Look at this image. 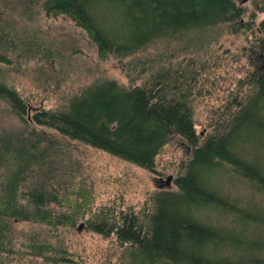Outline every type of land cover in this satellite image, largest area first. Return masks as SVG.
I'll return each instance as SVG.
<instances>
[{
    "label": "trees",
    "instance_id": "1",
    "mask_svg": "<svg viewBox=\"0 0 264 264\" xmlns=\"http://www.w3.org/2000/svg\"><path fill=\"white\" fill-rule=\"evenodd\" d=\"M43 8L85 29L99 56L119 61L132 83H96L68 97L63 108L37 111L32 121L150 172L175 139L189 158L176 190L157 191L139 210L113 203L95 212L86 193L75 199L63 189L62 195L59 184H46L49 178L28 181L27 171L13 170L0 178V240L14 222L73 228L87 217L92 232L114 236L124 248L123 264H264V72L249 69L235 81L205 138L195 118L197 100L212 93L217 77V61L206 58L211 46L226 33L252 30L243 8L234 0H45ZM257 33L264 42V22ZM1 50L0 62L9 64ZM0 99L26 115L20 92L1 81ZM15 147L8 153L29 154L22 143ZM221 173L223 180L243 181L246 196L222 192ZM38 234L26 252L10 241L8 251L79 264Z\"/></svg>",
    "mask_w": 264,
    "mask_h": 264
},
{
    "label": "rangeland",
    "instance_id": "2",
    "mask_svg": "<svg viewBox=\"0 0 264 264\" xmlns=\"http://www.w3.org/2000/svg\"><path fill=\"white\" fill-rule=\"evenodd\" d=\"M44 1L0 0V46L5 51L1 53L9 60V64L0 62V81L17 89L27 104L26 115L20 117L0 99V178L13 170L27 171L28 181L49 178L46 184H59L62 195L63 189L74 192L75 199L79 192L86 193L95 212L113 203L139 210L157 191H175L174 180L189 158L188 148L179 139L167 144L157 156L156 171L150 172L32 121L37 111L63 108L68 97L96 83L113 80L125 88L132 83L119 61L112 56L105 59L99 56L85 29L66 15H48ZM234 1L243 8V23L250 24L252 30L226 33L206 56L217 61L218 66L212 93L196 102V128L202 138L212 132V124L231 99L229 93L237 84L235 81L249 69L264 72V50H256L257 46L264 48L257 33L264 22V0ZM260 35L264 37V33ZM253 51L256 58H252L254 64H251L249 54ZM17 143H22L29 154L13 150L8 153V147L12 149ZM218 178L222 192L239 200L246 196L243 181H237L236 177L223 180V173ZM259 198L260 195L253 196L254 200ZM64 210L66 207L61 211ZM86 219L78 221L73 228L11 223L4 236L1 235L0 264H50L39 256L8 251L10 241L16 251L20 248L26 252L24 246L36 232L38 238L46 234L52 242L60 243L67 257L79 264H123L124 248L114 236L92 232ZM207 220L215 221L208 217ZM7 222L3 220L1 227L5 229Z\"/></svg>",
    "mask_w": 264,
    "mask_h": 264
},
{
    "label": "water",
    "instance_id": "3",
    "mask_svg": "<svg viewBox=\"0 0 264 264\" xmlns=\"http://www.w3.org/2000/svg\"><path fill=\"white\" fill-rule=\"evenodd\" d=\"M169 179H172V177H169ZM169 179H167V181H170ZM82 228V225L80 226V229Z\"/></svg>",
    "mask_w": 264,
    "mask_h": 264
}]
</instances>
